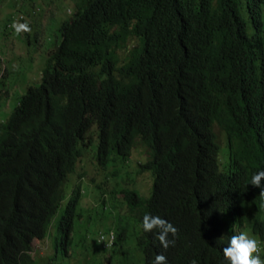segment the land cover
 Returning <instances> with one entry per match:
<instances>
[{
	"label": "trees",
	"instance_id": "trees-1",
	"mask_svg": "<svg viewBox=\"0 0 264 264\" xmlns=\"http://www.w3.org/2000/svg\"><path fill=\"white\" fill-rule=\"evenodd\" d=\"M244 10L241 0L75 2V14L60 25L61 39L48 52L40 83L26 90L0 124V264H36L34 238L42 244L49 239L51 244V254L42 264H54L57 254L65 256L68 247L75 252L77 206L82 198L97 201V194L107 191L108 164L127 160L137 136L147 154L138 167L153 179V196L145 201L153 203L185 237V194L207 163V144L212 139L205 132L208 121L196 123L188 135L186 128L197 118L218 116L216 99L235 122L264 84V21L259 0H250L247 7L252 35L245 30ZM37 34L34 30L27 34L28 44L38 41ZM131 38L136 39L134 52L121 63L118 50L129 49ZM250 62L262 68L259 88L237 109L225 97L235 93L240 77L255 81L256 70L250 73ZM94 125L100 132L92 156L103 176L93 189L67 201L49 237L50 222L65 198L63 187L77 174L79 161L90 157L81 151L80 141ZM228 132L238 135L231 128ZM229 181V177L220 180L222 189L229 187ZM121 192L127 207L134 208L136 189ZM218 201L219 205L210 200L201 206L205 229L215 214L224 222H247L257 230L261 210ZM123 236L111 249L100 251L102 264H109L114 255L128 256L117 248ZM222 243L218 239L216 244ZM93 247L99 253L95 241ZM206 247L197 238L180 248L175 244L165 252L167 264H211ZM218 264L227 261L223 258Z\"/></svg>",
	"mask_w": 264,
	"mask_h": 264
},
{
	"label": "clouds",
	"instance_id": "clouds-1",
	"mask_svg": "<svg viewBox=\"0 0 264 264\" xmlns=\"http://www.w3.org/2000/svg\"><path fill=\"white\" fill-rule=\"evenodd\" d=\"M241 1L245 6V10L241 13V17L246 23L245 30L248 35H252L253 23L250 21L247 12L250 0ZM255 1L257 3L258 0ZM263 4L264 0H259L260 12H262L264 21ZM19 17H21L19 18L20 21L25 22L24 16L20 15ZM249 24L251 33H249ZM6 25L7 27H4L6 35H9V29H12L11 35H13V32L16 35L31 32V28L27 23L12 22L8 19ZM248 67L251 74L253 73L252 70H256L257 78L255 81L250 82L248 77H240L235 86V93L225 97L228 101L234 103L237 109H240L243 107L245 97L251 94L253 90L262 87L261 94L256 100H253V103L242 113V116H237L236 121L232 122L231 116L226 115L220 99H216L218 116L214 118H197L186 128L187 134L185 135H188L196 123L203 124L208 121L205 132L211 135L212 139L211 143L207 144V148L210 149L207 163L192 178V185L188 193L185 194L184 199L188 201L186 213L188 232L185 237H182L172 223L163 219L159 209L153 203L145 201L153 196V179L149 172L140 171L138 167L140 163L147 159L143 147L142 151L145 158L142 161L133 158V148L141 145L139 136H137L135 146L129 149L127 160L123 161L120 158L116 165L108 164L107 191L102 196L101 192L97 194L96 202L100 205L99 210L107 213L104 219L110 222L114 218L113 224L115 226L98 232L95 243L100 249L99 253L92 251L95 258L99 260L100 251L103 252L104 248L111 249L117 237L123 234V240L120 241L121 245L117 248L124 250L128 256L114 255L109 258V264H125L124 262H127V264H167L165 252L169 247L178 244L180 248L182 245L193 244L195 238L207 246L205 250L209 254L211 264H218L223 258L227 261V264H264V214H261L262 218L257 224V230L250 227L247 222L241 225L234 222H224L215 214L210 226L205 229L203 224L206 222V216L201 211L203 202L212 200V202L219 205V199L246 208H257L264 213V84L256 87L262 77L261 66L258 67L257 63L250 62ZM229 128L238 135H231L228 132ZM99 132L96 125L91 128L89 134L80 141L82 152H86L87 148L93 143H96L95 146L97 145ZM97 169L98 163L95 162L92 177H97V180H92V177L91 179L85 177L87 171L77 167V174L72 178L69 177V182H72L75 177L77 181L63 187L65 198L62 203L65 201L66 204L71 197L74 199L82 191L85 192L88 188L87 184L93 189L98 179L103 176V172H98ZM138 176H144L147 179L146 191H141L138 187ZM225 177L230 178L229 187L222 189L220 180L223 181ZM83 179L86 180L87 184L85 181L82 182ZM77 189L79 193H77ZM122 189H136L137 193L134 196V201H137V203H135L134 208L127 207L125 204ZM160 190L161 187L156 188L154 195ZM81 201H84L83 198ZM116 201L122 205L112 203ZM64 212L63 208L55 226L59 223ZM218 239L223 240L221 245L216 244ZM34 240L39 242L36 238L32 239V242ZM58 256L66 259L68 249L65 256L57 254ZM192 264H196V262L193 261Z\"/></svg>",
	"mask_w": 264,
	"mask_h": 264
},
{
	"label": "rangeland",
	"instance_id": "rangeland-1",
	"mask_svg": "<svg viewBox=\"0 0 264 264\" xmlns=\"http://www.w3.org/2000/svg\"><path fill=\"white\" fill-rule=\"evenodd\" d=\"M76 1L0 0V124L10 117L26 90L40 83L41 73L47 60L48 52L61 39L59 32L60 25L65 21H69L75 14ZM20 15L24 16L25 22L20 21ZM8 19L12 22L27 23L31 28V32L34 30L38 33V41L28 44L26 37H30L27 35L30 32L19 35L13 32V35H11L12 29H9V35H6L4 27H7ZM249 33H251L250 24ZM135 43L136 39L131 38L128 41L129 49L124 48L119 50L121 63H124L133 54V45ZM95 144L93 143L86 150V154H90V157L88 156L83 161H80L78 165L79 168L81 167L82 170L87 171L85 174L87 179H91L94 174L95 158L92 156V152L95 150ZM142 150L141 145L133 148L132 154L135 160L142 161L145 158ZM76 181L77 178L75 177L70 184ZM84 181L87 184L85 179L82 180V182ZM147 182L144 176L137 177V185L141 191H146L145 186ZM87 186L90 188L89 184ZM112 203L122 205L117 201ZM64 205L65 201L62 203L58 214L52 219L48 229L49 237L54 233L56 220L62 212ZM99 206L96 201H80L76 208L77 215L74 218V228L78 230L73 248L76 253L72 251V246L68 247L66 259L58 256L54 264H102L103 259L100 258L98 260L92 253L94 248L93 242L96 241L100 230H107L110 227L114 228L115 225L113 224L114 218L110 220L112 223L104 219L107 213L106 211L99 210ZM94 208H96L97 214L94 213ZM101 212L104 214L103 218H100ZM89 216L92 218L91 222L88 221ZM81 239L85 240L84 245L81 243ZM95 245L97 246L96 243ZM32 247V256L36 264H42L46 256L51 254L52 248L49 239H46L45 244L34 240Z\"/></svg>",
	"mask_w": 264,
	"mask_h": 264
}]
</instances>
